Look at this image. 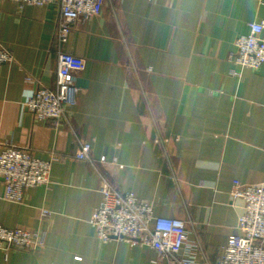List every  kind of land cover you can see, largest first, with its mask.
<instances>
[{"label": "crops", "instance_id": "crops-1", "mask_svg": "<svg viewBox=\"0 0 264 264\" xmlns=\"http://www.w3.org/2000/svg\"><path fill=\"white\" fill-rule=\"evenodd\" d=\"M59 18L57 1L0 0V46L14 55L0 66V151L15 143L60 156L50 183L28 188L23 202L5 198L0 178V224L46 233L35 250L0 249V264H172L149 245L98 238L90 217L100 175L75 156L66 125L28 110L39 85L55 88L59 49L85 60L72 122L106 156L101 171L155 215L184 219L199 258L213 264L239 233L234 182L264 184V65L232 60L236 38L264 19V0H107L62 46Z\"/></svg>", "mask_w": 264, "mask_h": 264}, {"label": "built area", "instance_id": "built-area-1", "mask_svg": "<svg viewBox=\"0 0 264 264\" xmlns=\"http://www.w3.org/2000/svg\"><path fill=\"white\" fill-rule=\"evenodd\" d=\"M19 7L43 6L57 1L60 18L57 40L62 46L68 41L73 24L98 16L107 0H12ZM232 60L240 67L258 69L264 65V19L250 23V31L235 40ZM14 61L13 53L0 46V66ZM84 58L59 49L55 88L39 85L26 103L30 112L55 126L66 125L76 136L79 147L75 156L85 160L100 175L102 199L90 217L96 234L103 242L123 239L133 244L153 247L157 260L169 259L172 264H210L199 258L200 244L189 238L187 222L178 217L158 216L153 205L134 195L119 190L101 171L106 156L96 158L89 140L78 137L72 116L77 103L76 76L84 68ZM60 159L37 157L29 146L6 143L0 151V178L5 184V198L23 202L28 188L50 183L53 162ZM233 201H242L239 233L229 236L221 255L213 264H264V184L234 182ZM44 214L49 213L47 210ZM46 233L24 226L7 227L0 224V249L35 250L45 246Z\"/></svg>", "mask_w": 264, "mask_h": 264}]
</instances>
